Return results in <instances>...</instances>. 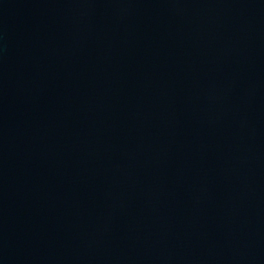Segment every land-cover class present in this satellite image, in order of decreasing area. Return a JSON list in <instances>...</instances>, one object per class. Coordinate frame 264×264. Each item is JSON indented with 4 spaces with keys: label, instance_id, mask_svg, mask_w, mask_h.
I'll return each mask as SVG.
<instances>
[{
    "label": "water",
    "instance_id": "water-1",
    "mask_svg": "<svg viewBox=\"0 0 264 264\" xmlns=\"http://www.w3.org/2000/svg\"><path fill=\"white\" fill-rule=\"evenodd\" d=\"M0 264H264V0H0Z\"/></svg>",
    "mask_w": 264,
    "mask_h": 264
}]
</instances>
